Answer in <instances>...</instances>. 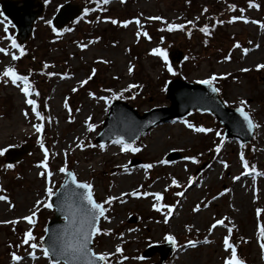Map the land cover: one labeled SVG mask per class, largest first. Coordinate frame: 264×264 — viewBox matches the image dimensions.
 Masks as SVG:
<instances>
[{
	"label": "rangeland",
	"instance_id": "rangeland-1",
	"mask_svg": "<svg viewBox=\"0 0 264 264\" xmlns=\"http://www.w3.org/2000/svg\"><path fill=\"white\" fill-rule=\"evenodd\" d=\"M90 1L47 0L34 30L20 46L26 51L33 50L35 58L31 59L26 56L21 59L20 49L11 47L7 37L16 40L15 31L7 19L0 17L3 21L0 49L5 50L0 52V72L12 67L22 74L23 67L32 66L43 74L42 77L34 73L42 94L43 120H38L31 106L25 103L26 97L20 91L23 84L18 81L14 85L9 78L0 76V149L29 147L22 160L11 168L0 154V196L7 197L0 200V264H49L39 245L52 209L43 204L50 202L67 170L78 181L91 184L94 199L106 209L93 243L96 254H110L106 264H156L157 253L147 258L141 254L149 246L165 244V235L173 236L176 246H172L173 253L163 264H224L231 251L223 247L225 235L237 245H244L246 249L242 247L241 252L248 262L264 264V251L256 232L257 209L261 210L259 223L264 226V67H256L264 65V27H261L264 0H186L192 4L183 0H108L103 6L110 9L107 14H102L103 8L92 9V1L89 9L94 14L88 19L83 14V5L88 7ZM67 2L82 8V16L57 30L59 37L51 38L48 22ZM198 2L204 3L203 12H194L200 9L195 5ZM250 3L254 6L250 7ZM185 8L194 11L186 12L187 15ZM241 16L248 22L239 19ZM113 19L118 23L112 24ZM123 21L129 23L124 26ZM169 23L182 24L183 29L167 30L163 34V27ZM205 26L215 35L200 42L195 32ZM156 32L162 37L154 36ZM157 47L163 48L167 56L173 53L174 58L172 62L168 59V63L175 75L152 54V49ZM258 49L263 53L253 60L259 61L255 67L248 66L246 56ZM178 53H182L180 62L175 60ZM13 55L17 56L16 60L12 59ZM213 75L216 79L212 85L217 86L224 105L243 107L257 125L250 142L241 144L237 139H224L214 117L191 111L183 118L153 126L130 144L138 149L136 152L120 151L122 145L115 141L107 142L103 149L94 143L110 102L114 101L113 95L117 96L115 100L125 101L141 115L155 108L170 107L164 94L166 82L180 79L197 84ZM101 85L109 90L101 92ZM27 98L37 99V95L33 92ZM241 100L245 101L244 105H240ZM36 123L43 125L40 133L32 127ZM88 124L94 126L92 130H88ZM188 125L210 131L196 132ZM37 137L48 152L46 161ZM172 152L180 158L158 163ZM242 154L255 172L245 173ZM186 157L194 158L195 162ZM136 160L139 162L135 166L128 167ZM215 160L218 171L212 177L214 167L210 166ZM41 161L46 164V170L40 166ZM144 164L152 167L145 169ZM61 167L65 172L59 171ZM122 173L128 181L120 186ZM242 179H247V183ZM158 182L163 184L155 187ZM190 183L198 187L188 195L185 190ZM46 188L52 190L51 196ZM133 192L141 195H132ZM144 192H159L162 199L156 201L152 195H142ZM108 197L114 199L105 203ZM37 200L41 201L40 205L36 204ZM153 204L160 210L154 209ZM168 207L172 209L170 215ZM33 211L35 223L29 224L22 217L30 216ZM172 216L174 221L168 222ZM217 219L224 223L209 232ZM29 229L34 240L22 243L17 236L21 233L23 239ZM189 240L194 242L193 246L187 243ZM33 242L38 244L36 249L29 246ZM117 245L120 252H116ZM13 254L21 260L12 261Z\"/></svg>",
	"mask_w": 264,
	"mask_h": 264
},
{
	"label": "water",
	"instance_id": "water-1",
	"mask_svg": "<svg viewBox=\"0 0 264 264\" xmlns=\"http://www.w3.org/2000/svg\"><path fill=\"white\" fill-rule=\"evenodd\" d=\"M0 9L4 14L3 16L14 26L16 38L18 42L22 44L29 38L34 22L42 14L43 5L37 0H0ZM79 13L80 9L77 6L65 3L59 8L51 21V25L55 29H60L77 17ZM173 58V54H171V59L173 60ZM175 59L180 61L182 59V53H178ZM165 97L170 102L169 108L153 109L143 113L142 116L122 101L113 102L95 142L106 143L108 141L121 139L125 143H132L137 138L146 134L154 125L161 122H168L173 118L184 117L193 109L213 115L216 120L224 126L225 138H237L240 139L242 143H247L252 138L253 129L248 131L242 117L239 116L235 109L226 108L216 92H212L208 85L189 84L175 79L169 82ZM27 152L28 147L22 150L13 148L8 149L4 153L6 164L12 165L17 163ZM179 157L177 153H171L168 155L167 161H174ZM136 163H138V161H133L130 166H134ZM68 172H66L60 188L51 199L54 215L45 228V236L42 242L44 246H47V242L53 233L63 236V238L68 241L70 237L67 236V231L71 230L70 221L72 219V210L76 208L77 205L90 207L87 205L86 201L76 199L74 194L79 193L82 196L85 190L78 189L76 185L71 183L67 176ZM101 217L96 220L95 227L98 226ZM94 235L95 234L91 236V243L88 245L92 252V240ZM154 252L159 253V262L162 263L166 257L171 255L172 244H170L169 247H151L143 254V257L146 258ZM50 259L52 261L64 263V260L59 256H50ZM96 264H103V262L97 261Z\"/></svg>",
	"mask_w": 264,
	"mask_h": 264
},
{
	"label": "snow or ice",
	"instance_id": "snow-or-ice-1",
	"mask_svg": "<svg viewBox=\"0 0 264 264\" xmlns=\"http://www.w3.org/2000/svg\"><path fill=\"white\" fill-rule=\"evenodd\" d=\"M45 2L47 3V0H45ZM102 3L106 4L108 3V0H102ZM250 7H253L254 5H252L251 3L249 4ZM234 7L233 6H230ZM88 10L86 9L85 12H87ZM243 10H241L242 12ZM3 13L0 12V17H3ZM6 19V18H5ZM149 19H156V20H160V17H150ZM232 19H237V17H233ZM239 19H244L245 22H248L243 16L239 17ZM231 22V21H229ZM0 23H3V21H0ZM49 24H51V21L48 22ZM112 24H117L118 21L113 19L111 20ZM124 26H126L129 21H123L121 22ZM253 23H256L255 21H253ZM261 27H264V25H261ZM174 29H183V25L182 24H173V23H169L167 24V30L168 31H173ZM8 28L7 25H5L4 27V31L7 32ZM53 31L55 32L56 29L53 28ZM201 32H205L207 33V26L203 27L200 29ZM139 35V33H138ZM7 39H9L11 41V47L12 48H19L20 46L16 43V41L14 39H12L11 36H8ZM234 47H238V45H234ZM5 51L4 49H0V52ZM22 54V51H21ZM152 54L158 56L163 62L164 65L167 67V71L173 75H175V73L173 72V68L171 65H169L168 63V56L166 51L163 48L157 47L152 49ZM13 60L17 59V56L13 55L12 56ZM225 59H228V57H225ZM45 67H47V65H45ZM257 69L264 67V65H256ZM132 69L129 68V72H131ZM242 71H247V69H242ZM49 76L52 75V73H47ZM0 76L3 77H7L11 80L12 84H17V82H21L23 84V87L20 88V91L24 94V96L26 97L25 99V103L31 106V110L32 113L36 116V118L38 120H43V116L41 115V113L37 110V104L36 101L34 99H30L27 98L30 95V90L32 89V85L28 80L27 76L24 75H18L16 73V71L12 68V67H5V69L3 70V72H0ZM90 78V77H89ZM216 79L215 75L208 77L207 79L204 80H199L197 81V83L199 84H204V85H208L211 88L212 92H217L218 89L215 87H212V82ZM81 84H84L85 81H80ZM129 87H135L130 85ZM73 91H76V89H73ZM91 95V93H90ZM117 96L113 95L112 99H116ZM105 100V103H108L109 100L107 98H102ZM240 105H244L245 101L241 100ZM65 107H67V105H65ZM235 111L239 114L240 117H242L243 121L245 122L248 131H251L254 127H257V125H255L252 121V119L249 116V113L246 112L243 107H237L235 109ZM25 115L27 116V113H25ZM32 127L35 129V131L37 133H40L42 131V127L43 125L41 123H36L33 124ZM94 126L91 124H88V130H92ZM188 127H192L194 131L196 132H201V133H206L208 131H210V129L204 128V127H194L192 125H188ZM219 135V134H217ZM117 144L122 145L120 148V151H132V152H136L138 149L132 147L130 144H125L123 142V140L121 139H117L115 141ZM37 143L40 144L41 150L44 151V160L46 161L48 159V152L44 149V145L41 142L40 138L37 137ZM101 149H103V145H100ZM5 150L4 149H0V154H3ZM216 151L219 152L220 151V145H216ZM185 159H193V162H195L194 158H189L186 157ZM158 163H165V161L160 160L158 161ZM241 163L244 166L245 169V173H247L249 171V165L247 164V162L244 160L243 156H241ZM41 167L45 168V170L47 169L46 164L44 163V161H41L40 164ZM8 168H11L12 165L9 164L7 165ZM143 168L145 169H149L152 167L151 164H144L142 165ZM225 167H227V165H225ZM60 172H65V168L61 167L59 169ZM252 172H255V168L254 166L251 169ZM244 174V173H242ZM48 175L50 176L51 173L49 172ZM67 176L69 178V180L71 181L72 184L76 185V188L78 189H84L85 192L83 193V195L81 196V194L76 193L74 194L77 200H83L86 201L87 205L90 207H84L83 205H77L76 208H74L72 210V219L70 221V231H67V236L70 237V239L68 241H66L63 236L61 235H57L56 233H53L50 237V239L47 242V246L44 245H39V247L41 248L43 255L45 257L48 256H59L60 258H62L64 260V264H96L97 261L99 262H104V264H106L107 262V257L110 255L109 253H100V254H95L92 252V250L88 247V245L91 243V236L93 234H96L100 231V229H98L97 227H95V222L96 220L101 217L104 216V213L106 211V209L104 207H102V205L100 203H97L92 196V192H91V188L92 185L88 184V183H77L75 176L71 173L68 172ZM255 178V177H253ZM233 179H238V177H234ZM173 184H176V181L173 180L172 181ZM46 193L51 196L52 190L50 188H46L45 189ZM225 191H227V189H225ZM177 195H180V193H176ZM132 195H141V193L139 192H133ZM142 195L144 196H149L152 195L156 201H160L162 199V195L161 193L157 192V193H148V192H144L142 193ZM7 197L5 196H0V200H6ZM113 197H108L107 200L105 201V203H109L113 200ZM37 205L41 204V201L37 200L36 201ZM43 207L46 208H51L52 205L49 203H44ZM152 207L154 209H156L157 211H159L160 209L157 207L156 204H153ZM161 207H164L163 205H161ZM199 206H197V208H194L193 211H196L198 209ZM39 209H37L38 211ZM171 207H168V215L171 214ZM257 217H258V222H257V228H256V232H257V238L258 240L261 241L260 243V247L261 250L264 251V226H262L259 223V216L261 214V210L257 209ZM36 212L33 211L31 213L30 216H25L22 217L23 220L27 221L29 224H34L35 223V217ZM167 219V217H165V220ZM16 221H12L11 223H15ZM7 223V222H4ZM224 223L223 220L217 219L215 220V222L210 226L209 228V232H211L217 225H222ZM110 231V230H109ZM232 229L229 227L228 228V233L231 234ZM105 235H107L108 233L105 232ZM164 239L166 241H168L170 244L173 245V247L176 246V242L173 238V236L171 235H165ZM34 240V237L31 234V229H29L28 231H26L23 234V239H22V243H29V241ZM40 240H44V237H41ZM205 242H207V240H205ZM190 246L194 245V242L189 240L187 242ZM32 249H36L38 247V244L33 242L30 243L29 245ZM223 247L224 249L227 250H231L230 251V256L226 257L224 259V264H244V261L240 260L238 258L237 255V249L236 247L233 245V243H230L229 241V235H225L223 238ZM121 249L119 247V245L116 246V252H120ZM29 255L31 256L32 253L30 252ZM12 261H20L21 257L18 255L13 254L11 256ZM49 264H58V261H50Z\"/></svg>",
	"mask_w": 264,
	"mask_h": 264
},
{
	"label": "trees",
	"instance_id": "trees-1",
	"mask_svg": "<svg viewBox=\"0 0 264 264\" xmlns=\"http://www.w3.org/2000/svg\"><path fill=\"white\" fill-rule=\"evenodd\" d=\"M42 1H44V0H42ZM92 1H94V2H97V0H92ZM185 3H189V4H192V1H189V2H187L186 0H183ZM92 3H90V5H91ZM204 4V3H203ZM203 4L201 3V2H198V3H196L195 5H199L200 6V9L198 8V9H196L195 11L193 10V9H191L192 11H194V12H203L204 10L202 9V7H203ZM191 10H187V8H185L184 9V11H185V13L187 12V13H191L192 11ZM193 12V13H194ZM186 13V14H187ZM188 15V14H187ZM48 29H49V31H50V37L52 38V37H55L54 35V32H53V30L48 26ZM207 29H211L210 27H207ZM198 30L199 31H196L195 33H196V38L198 39V41H200V42H202V41H207L208 39H213L214 38V35H215V32L214 31H210V30H207V33H205V32H201L200 31V29L198 28ZM167 31V27H163V29H162V33L163 34H166V33H168V31ZM159 32H156L155 34H154V36H157L158 38H160V37H162V35L160 36V33L158 34ZM189 40V39H188ZM169 47H170V45H169ZM38 47H36V49H37ZM29 51V52H28ZM28 51H26L25 50V52H24V54H23V56L25 55V53L27 52V55H25L26 57L25 58H28V59H31V58H35V56L33 55V50H31V52H30V50H28ZM29 53V54H28ZM23 58V57H22ZM21 58V59H22ZM20 63V62H19ZM30 64V63H29ZM20 69V68H19ZM20 72L22 71V70H19ZM23 72V73H22ZM21 73L23 74V75H25V76H27L28 77V79H29V82L31 83V85H32V88L34 89V90H36L38 93H39V95L40 96H42V94H41V91H40V89L38 88V85H39V82L37 81L36 82V80L34 79V73H37L39 76H42L43 77V74L42 73H39L38 71H36L32 66L30 67V66H27V67H23V71H22ZM37 84V85H36ZM107 86H102L101 85V89H103V90H107ZM21 237V233H19V236H18V238H20ZM235 246H236V248L238 249V255H239V257L242 259V260H244V262L245 263H247V264H253V262H248L246 259H245V257H244V255H242V252H241V248L242 247H244V245H242V244H239V245H237V242H235ZM244 249H246L245 247H244Z\"/></svg>",
	"mask_w": 264,
	"mask_h": 264
},
{
	"label": "bare ground",
	"instance_id": "bare-ground-1",
	"mask_svg": "<svg viewBox=\"0 0 264 264\" xmlns=\"http://www.w3.org/2000/svg\"><path fill=\"white\" fill-rule=\"evenodd\" d=\"M260 43H261V41H260ZM262 53H263V52H262L261 49L254 50V51L250 52V53L246 56V58H245V61L249 62V65H248V66L255 67V63H256L257 61H259V60H253V59H255L256 56L261 55ZM216 165L218 166V161H217V160H215V161L213 162V164H211V166H210V168H211V167H214V170H213V172L211 173L212 177L215 176L216 173H217V171H218V168H217ZM120 176L123 177L122 180H121V184H120V186H121V185L124 184V182H127V181H128V178L126 177V175H125L124 173L120 174ZM246 180H247V179H242V182H243V183H247ZM237 181H238V180H237ZM237 181H236V182H237ZM162 184H163L162 182H158V183L155 184V187H160ZM236 185H237V184H236ZM197 187H198V185H195L194 183H190V184L186 187L185 192H187L188 195H189V194H192V193H194V192H193L194 189H196ZM235 189H238V186H236ZM119 190L122 191V189H119ZM171 221H172V222L174 221L173 216L170 217V219H169L168 222H171ZM172 225H173V224H172ZM183 251L186 252V250H183ZM29 264H31V263H29Z\"/></svg>",
	"mask_w": 264,
	"mask_h": 264
}]
</instances>
